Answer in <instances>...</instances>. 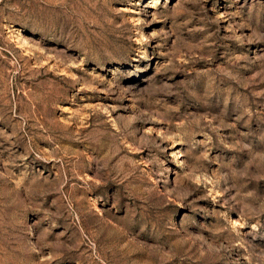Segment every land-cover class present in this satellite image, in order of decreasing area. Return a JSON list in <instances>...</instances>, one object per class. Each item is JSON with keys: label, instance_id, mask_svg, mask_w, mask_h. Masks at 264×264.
I'll list each match as a JSON object with an SVG mask.
<instances>
[{"label": "rangeland", "instance_id": "1", "mask_svg": "<svg viewBox=\"0 0 264 264\" xmlns=\"http://www.w3.org/2000/svg\"><path fill=\"white\" fill-rule=\"evenodd\" d=\"M0 264H264V0H0Z\"/></svg>", "mask_w": 264, "mask_h": 264}]
</instances>
